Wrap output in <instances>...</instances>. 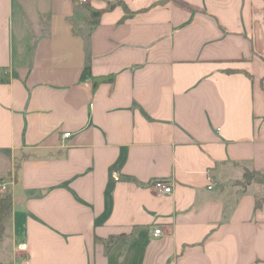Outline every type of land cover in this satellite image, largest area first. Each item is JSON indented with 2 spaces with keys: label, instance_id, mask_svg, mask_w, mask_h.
<instances>
[{
  "label": "crops",
  "instance_id": "0c3cea01",
  "mask_svg": "<svg viewBox=\"0 0 264 264\" xmlns=\"http://www.w3.org/2000/svg\"><path fill=\"white\" fill-rule=\"evenodd\" d=\"M0 76V264H264V0H0Z\"/></svg>",
  "mask_w": 264,
  "mask_h": 264
},
{
  "label": "trees",
  "instance_id": "16d2710c",
  "mask_svg": "<svg viewBox=\"0 0 264 264\" xmlns=\"http://www.w3.org/2000/svg\"><path fill=\"white\" fill-rule=\"evenodd\" d=\"M115 5L114 3L110 4V6ZM132 12L126 11V15H131ZM100 16V11L95 10L93 8L90 9L89 16L87 17L88 21L91 23V25H95L98 22ZM111 79V78H110ZM8 79L6 77L0 76V81L4 82ZM98 83L97 80L94 81V86ZM250 181H256L258 183L264 184V171L259 170H245L244 172V180L243 183H247ZM261 203L260 199H256V207L259 206ZM11 209V195L9 189L4 192V194L0 197V240L3 235L4 231V225L3 221L5 217L9 214ZM124 235H118V236H111L106 240V247H109L115 240L119 238H124ZM129 239V237H128Z\"/></svg>",
  "mask_w": 264,
  "mask_h": 264
},
{
  "label": "built area",
  "instance_id": "2783aa9c",
  "mask_svg": "<svg viewBox=\"0 0 264 264\" xmlns=\"http://www.w3.org/2000/svg\"><path fill=\"white\" fill-rule=\"evenodd\" d=\"M80 2H84L86 0H79ZM70 133L66 132L64 133V136H69ZM8 190V183L5 181L0 180V191L5 192ZM152 190L154 193L158 195L163 194H170L172 192V185L164 180H155L152 184ZM161 229H155L154 230V236L161 235ZM20 250H24V245H20ZM22 264H28L27 261H23Z\"/></svg>",
  "mask_w": 264,
  "mask_h": 264
},
{
  "label": "rangeland",
  "instance_id": "374dc122",
  "mask_svg": "<svg viewBox=\"0 0 264 264\" xmlns=\"http://www.w3.org/2000/svg\"><path fill=\"white\" fill-rule=\"evenodd\" d=\"M0 167H1V165H0ZM2 192V191H1Z\"/></svg>",
  "mask_w": 264,
  "mask_h": 264
}]
</instances>
